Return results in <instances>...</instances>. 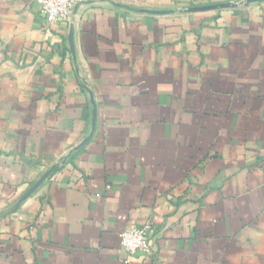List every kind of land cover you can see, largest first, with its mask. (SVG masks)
<instances>
[{"label": "crops", "instance_id": "crops-1", "mask_svg": "<svg viewBox=\"0 0 264 264\" xmlns=\"http://www.w3.org/2000/svg\"><path fill=\"white\" fill-rule=\"evenodd\" d=\"M0 264H264V0H0Z\"/></svg>", "mask_w": 264, "mask_h": 264}, {"label": "built area", "instance_id": "built-area-1", "mask_svg": "<svg viewBox=\"0 0 264 264\" xmlns=\"http://www.w3.org/2000/svg\"><path fill=\"white\" fill-rule=\"evenodd\" d=\"M44 16L50 23L69 22L74 16L77 6L86 4L90 0H37ZM152 223L126 229L121 236L122 250L134 254L138 251L150 249V233Z\"/></svg>", "mask_w": 264, "mask_h": 264}, {"label": "water", "instance_id": "water-1", "mask_svg": "<svg viewBox=\"0 0 264 264\" xmlns=\"http://www.w3.org/2000/svg\"><path fill=\"white\" fill-rule=\"evenodd\" d=\"M254 0H246V2H251ZM236 2H224V3H219V4H211V5H204V6H197L195 8H192L194 10H207V9H214V8H218V7H226V6H234L236 5ZM71 37V41H72V35ZM46 176H44L37 184H35L27 193L26 195L22 198V200L27 197L45 178Z\"/></svg>", "mask_w": 264, "mask_h": 264}]
</instances>
